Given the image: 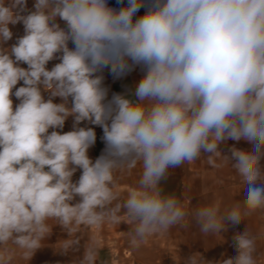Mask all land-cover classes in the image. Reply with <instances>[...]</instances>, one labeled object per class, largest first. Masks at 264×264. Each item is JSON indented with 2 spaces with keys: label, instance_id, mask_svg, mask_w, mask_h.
Listing matches in <instances>:
<instances>
[{
  "label": "clouds",
  "instance_id": "clouds-1",
  "mask_svg": "<svg viewBox=\"0 0 264 264\" xmlns=\"http://www.w3.org/2000/svg\"><path fill=\"white\" fill-rule=\"evenodd\" d=\"M26 3L0 0V264L30 261L51 235L50 221L69 236L65 253L84 230L121 222L131 226L129 246L141 248L185 219L161 181L202 154L214 168L218 158L230 162L246 194L223 213L218 204L197 208L201 233L264 210V0H127L118 10L107 0H35V11L21 15ZM18 22L25 34L5 48ZM135 65L144 75L131 95L106 102L97 73L109 68L119 77ZM69 116L74 129L57 131ZM82 121L103 129L106 147L95 161L88 149L96 134L75 127ZM228 140L252 147L224 155L219 146ZM138 164V183L121 199L115 174ZM256 239L248 228L236 233L237 254L215 264H258ZM99 250L87 240L78 264H96ZM185 262L205 261L194 253Z\"/></svg>",
  "mask_w": 264,
  "mask_h": 264
},
{
  "label": "crops",
  "instance_id": "crops-1",
  "mask_svg": "<svg viewBox=\"0 0 264 264\" xmlns=\"http://www.w3.org/2000/svg\"><path fill=\"white\" fill-rule=\"evenodd\" d=\"M6 5L11 0H5ZM110 7L120 9L127 5V0L118 3V0H107ZM35 0H27L26 9L21 15L35 11ZM145 14V8H141L135 15L134 20ZM61 28L67 29L66 23L59 18L56 19ZM13 36L4 47L10 48L16 43L19 37L24 33V25L18 22L15 25L10 24ZM69 48L74 45L69 41ZM49 61L47 66L51 68L60 62L59 56ZM131 63V62H129ZM19 66L27 68L26 64L21 63ZM103 77V87L107 89L106 102L110 101L114 94L131 95L137 83L144 75V68L141 65H135L122 76H115L109 68H104L97 73ZM23 85L19 82L16 87ZM15 91V89L13 90ZM45 99L49 94L43 93ZM14 107L19 100L12 97ZM55 103H61L59 97L54 98ZM71 107V98L69 99ZM74 117L69 116L64 124L63 129H57L61 133L72 131L74 129ZM75 127L92 128L96 134V141L88 149V156L95 161L105 150L103 139V129L101 126L91 124L89 121H82ZM49 131H52L50 129ZM220 150L224 155H231L230 149L236 147L241 150H250L251 144L248 142L228 140L222 143ZM217 163L222 164L219 168H214L207 163V157L201 155L192 163L185 162L183 165L168 170V174L161 181V188L164 194L174 195L183 205L187 215L185 219L170 228L163 234H155L148 238L147 242L139 249H133L129 246V237L127 232L131 226L127 223L121 224H104L100 228H91L83 231L80 244L76 248L69 250L67 253L61 250L64 240L69 236L59 225L50 221L53 225L52 233L40 249H38L30 261L24 260L17 256L12 264H78L84 253V245L87 240L95 239L99 243V253L96 264H186L185 259L194 253H199L204 259V264H215L224 258L234 257L237 252L235 249L234 236L236 233H243L247 228L251 235L256 239V258L258 264H264V210L257 211L251 217L245 218L239 224L227 222L226 230L216 234H203L199 225L194 218V211L197 208L215 205L220 206L221 213L230 208L237 201L242 202L245 199L246 188L242 178L232 168L231 163H225L223 157L217 159ZM261 169L264 171V160L261 161ZM141 166L136 168L117 172L116 179L118 190L121 193V199L127 197L128 192L137 185L140 178ZM81 170L77 169L72 179L78 181ZM79 202L76 197L72 203ZM124 210L122 209L121 214ZM80 235V234H78ZM75 238V237H72Z\"/></svg>",
  "mask_w": 264,
  "mask_h": 264
},
{
  "label": "built area",
  "instance_id": "built-area-1",
  "mask_svg": "<svg viewBox=\"0 0 264 264\" xmlns=\"http://www.w3.org/2000/svg\"><path fill=\"white\" fill-rule=\"evenodd\" d=\"M47 68L50 70V68L47 66Z\"/></svg>",
  "mask_w": 264,
  "mask_h": 264
}]
</instances>
